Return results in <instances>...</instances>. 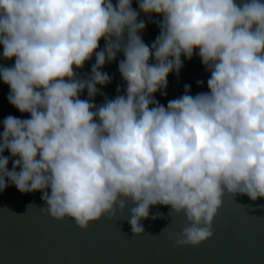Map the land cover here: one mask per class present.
Instances as JSON below:
<instances>
[{
  "label": "clouds",
  "instance_id": "clouds-1",
  "mask_svg": "<svg viewBox=\"0 0 264 264\" xmlns=\"http://www.w3.org/2000/svg\"><path fill=\"white\" fill-rule=\"evenodd\" d=\"M135 2L0 0V58L14 59L0 64V81L9 104L30 114L0 121V192L39 191L42 214L81 230L127 212L134 236L146 234L142 220L165 218L151 207L166 206L186 218L175 246L198 247L213 238L225 197L264 198V2ZM141 14L159 28L151 45ZM119 54L126 87L108 98L101 88L113 77L102 69ZM194 55L208 91L185 84L161 104L156 94Z\"/></svg>",
  "mask_w": 264,
  "mask_h": 264
},
{
  "label": "water",
  "instance_id": "water-1",
  "mask_svg": "<svg viewBox=\"0 0 264 264\" xmlns=\"http://www.w3.org/2000/svg\"><path fill=\"white\" fill-rule=\"evenodd\" d=\"M112 3L115 4L116 0ZM132 7L138 10L135 0ZM140 19L146 21V29L141 34L143 40L151 45L159 35V28L147 23L143 14ZM153 19L161 18L154 16ZM104 45L101 40L100 47ZM2 51L0 45V53ZM120 59H123L122 54L102 69L113 77L110 85L101 88L108 98L116 96L117 86L121 89L126 87L118 71ZM182 60L184 67L179 76L173 73L168 77L167 95L156 94L155 98L165 106L168 100L184 94L185 84L191 85L193 95L208 91L210 73L206 72L198 56L194 55L191 61L183 57ZM94 63L95 56L85 63L82 70H77L78 74L90 73ZM0 64L10 66L14 59L6 61L0 58ZM198 80L204 81L203 87L198 86ZM8 93V86L0 81V121L9 115L29 118L30 114H22L9 104ZM86 98L85 90L81 99ZM95 102L101 104L103 97L98 95ZM3 155L10 157L7 151ZM8 169H12L11 158ZM41 196L39 191L22 194L14 185L0 192V264H264V207H261L264 206V198L252 201L246 195H237L234 201L225 197L214 220L213 238L198 247H177L176 234L182 230L186 218L182 214L168 216L169 207H151L150 216L159 211L165 218L142 220L146 234L134 236L131 225L126 221L127 212L113 220L102 218L92 222L87 230H81L70 218L56 221L42 214L39 208L46 205ZM31 203L37 207L29 208L26 213L27 205Z\"/></svg>",
  "mask_w": 264,
  "mask_h": 264
}]
</instances>
